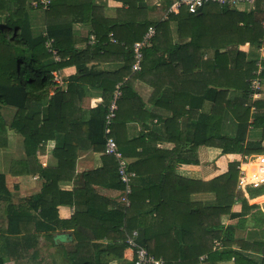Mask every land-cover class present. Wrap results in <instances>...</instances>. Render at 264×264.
Returning a JSON list of instances; mask_svg holds the SVG:
<instances>
[{
  "label": "crops",
  "instance_id": "0c3cea01",
  "mask_svg": "<svg viewBox=\"0 0 264 264\" xmlns=\"http://www.w3.org/2000/svg\"><path fill=\"white\" fill-rule=\"evenodd\" d=\"M157 1L144 0L142 5L141 2L138 3V10L130 12L128 5L123 4L120 0H93V6L98 10L97 14L106 19L118 21L115 34L121 42H118L109 33V44L103 43L102 46L105 49L102 50L98 49V42L94 38L92 24L89 20L80 21L76 18H71L70 23L64 25L63 31L64 37L67 39V43H65L67 45L61 52H70V50L74 49L76 61L79 63L78 66H76L75 62L66 64L54 71V75L59 80L60 86L58 88L61 91L66 92L70 84H75L76 86L75 95H70V98H73L74 106L77 108L74 111V116L76 120L79 117L77 124H80V127L74 131L73 140L65 143V145L69 146L68 150L61 148L63 133L60 132L56 134L54 139L41 143L34 155L27 156L23 137L15 129L9 127V123L13 121L16 115V108H2L1 117L5 121L6 127L4 133H0V165L7 161L6 166L2 165V168L8 166L9 172L1 169L0 174L5 177V185L10 194L9 203L11 206L17 212L24 210L27 214L28 222H22L20 226L26 227V234L35 236V240L31 241L29 248L19 249L21 256L5 255V264L15 263L24 258L27 252H31L29 258L36 259L38 257L37 248L39 247L37 245L39 240L51 245L48 239L50 232H36V227L38 228L41 225L46 227L56 225L60 227L61 221L70 220L77 212L81 213L87 210L88 207H92L97 211H104L106 209L110 210L115 205L123 206L120 203L123 194L121 189L117 188V177L111 178L110 174L117 162L114 157L104 154L102 145L90 143L88 123L96 107L103 104L104 91L102 87L98 86V81L100 80V84L103 82L107 86L106 89L114 93L117 87L130 81L132 75L139 71L133 69L132 46L135 42L140 41L146 33L147 29L140 26L142 22L144 23L148 20L156 23L154 26L156 35L161 37V49L158 55H163V60L157 64L156 70L152 68L154 62H150L149 68L151 69L145 70V74L142 73L140 78L130 82V91L135 95H130L132 97L131 100L123 102L119 115L121 121H125L126 124L124 129L117 127L114 132L117 141L123 147L122 157L128 164V169L130 166L134 167L133 170L129 169L135 174L130 180V187L132 183L133 189H140L154 203L162 200L159 194L167 199L164 206L161 207L163 202L158 206L160 207L161 220L156 221L155 224L161 229V232L157 235L159 240L157 242L172 244L179 241L178 236L180 234L176 231L174 232L175 228H181V226L194 227L192 219L189 221L186 218L189 215L190 206H195V203L205 206L206 203L213 202L216 199V194L212 190L197 191L196 188L198 186L195 183H207L223 175L227 172L231 163H236L238 166L239 161L243 157L241 153L223 154L219 148L207 145H201L194 149L193 144L195 134H197L195 133V123L200 115H209L214 106L211 98L214 93L208 92V95H203L205 87L206 89L217 90L219 94H223L222 91H226V94H224L226 95L225 99L218 100L222 107L226 101L241 99L242 91L238 90V86L245 82L250 84V80L254 78V72L257 70L256 64L258 61H260L263 68L264 44L258 47L256 44L245 42L238 46L219 48L220 55L227 53L228 59L226 65L217 70V72H213L209 65L210 61L213 60L215 50L211 48L205 49L202 55V62H205L206 66L203 67L204 70L196 72L198 80L195 84L193 77H189V73L183 76V64L180 56L188 53V47L186 46V41L178 39L177 24L170 21L168 28L163 32L159 28L157 29L159 23L165 22L162 18L167 10L168 0H159L160 6H156ZM257 5L253 7L242 5L233 9L238 12L253 13L255 20L264 28V10L261 7L258 12ZM28 10L31 11H29L30 13L35 12L34 18L40 21L34 25V22L28 18L31 21L29 23L32 35L37 36L45 31L44 10L33 7L29 9V6ZM132 21L139 22L137 34L134 32V28L124 25L130 24ZM38 27H40L38 31L40 33L35 34L37 33L35 28ZM127 27L129 28L127 29ZM245 27L246 24L244 22L237 24L239 30H244ZM137 37L141 39L136 41ZM175 45L177 47L176 51L168 56L169 47L171 46L173 49ZM237 51L244 54V61H241V58L238 60L235 58L234 62V56ZM69 57L66 55L65 58H62L58 55L59 60L53 61L57 63L66 62ZM84 62L85 64L80 66ZM244 64H249V67H255L251 72L253 78L245 79L243 74L245 71ZM260 75L261 72L259 74L261 80ZM261 85L259 97L254 101L264 100L263 78ZM154 87H157L155 94ZM195 90L196 92H202V95H192ZM184 91L187 95H177L181 92L184 94ZM52 94L53 92H50L49 95L44 96L41 107L42 112H44V108L47 106ZM254 101L250 99V102ZM244 106H247V104H244ZM252 113L253 115L257 113L254 106L250 107L249 122L253 120ZM174 114H179L178 125L171 124V132H167L164 128V122L169 121ZM229 124L231 125L230 130L227 129ZM65 127L64 124L63 130ZM235 131L236 123L230 114L224 111L221 121V134L228 133L233 136ZM249 142L260 143V146L264 148V139L261 138L260 128H247L243 146L245 147ZM66 153L69 154L68 158ZM6 154L7 158L4 160L3 155ZM8 177L16 180L12 189L7 184ZM118 179L120 178L118 177ZM161 179L165 181L163 186H160L162 183L160 182ZM87 183L90 184L91 190L84 188ZM44 186L49 188V190L43 195ZM183 187L186 188V192L181 199V203H179L180 200L178 199L176 201L173 199L169 200V198H172L171 194H182L178 189L181 188L183 190ZM199 187L201 188V186ZM83 191L89 193L87 197L83 196ZM236 191H238L237 188ZM67 193H73L72 197H68ZM130 195L127 196L129 206L131 204ZM187 195L188 197H186ZM40 196V207L46 208V213L49 216L48 220L40 214V209L34 210L31 207L32 204H36ZM263 196L249 197L247 199L248 206H251L250 201L255 199L253 203H257L258 199ZM101 200L107 202V207L104 206ZM149 202V199H146L144 204L146 205ZM0 204L2 205L0 224H4V229L6 230L8 225L6 212L8 202L0 201ZM258 206L260 207L261 205ZM241 211V204L236 203L232 206L229 214L220 218L222 225L221 238L225 239L228 235L229 241L233 242L230 249L234 251L240 249L237 245L239 241L248 243L264 241L263 230L250 229V216L254 212L253 210H249L243 216L231 217L232 214L238 215ZM155 217L154 213L149 216V222L153 223ZM97 226H99V222L96 218H81L76 224H71V229L59 231H62V234H67L77 231L76 229H81L83 236H90L91 234L87 227ZM227 227L229 228L227 229ZM166 230L169 231L168 234L162 235ZM2 235H5V233L0 234V238ZM70 238L71 236H69L68 240ZM108 241L104 238L94 240L92 243L105 244ZM1 243L2 240L0 239ZM75 243L77 242L75 241ZM213 247L214 243L212 251H215ZM217 249L219 250V248ZM207 255L205 260L198 258L196 264H211ZM248 255L253 259L258 258L252 252ZM129 256L130 254L125 248L122 261L113 262L112 264H131ZM178 261L180 262L181 260ZM214 264H235V260L234 257H225L222 260H216Z\"/></svg>",
  "mask_w": 264,
  "mask_h": 264
},
{
  "label": "trees",
  "instance_id": "16d2710c",
  "mask_svg": "<svg viewBox=\"0 0 264 264\" xmlns=\"http://www.w3.org/2000/svg\"><path fill=\"white\" fill-rule=\"evenodd\" d=\"M40 0H0V18L3 23L0 24V118L3 107L16 108V115L9 127L15 129L22 137L27 156L35 154L38 146L48 140L56 137V134L63 133L62 147L69 149L66 142L73 140L74 131L80 127L77 124L79 117L76 120L74 111L77 109L74 106L73 98L70 95H75L76 86L70 84L66 92L61 91L58 86L59 83L54 80V71L66 64H73L76 61L74 49L70 52H61L66 48V37H64V25L70 23L71 18H76L80 21L89 20L92 24V32L94 38L97 39V46L99 50L105 49L102 44H109L108 34L111 33L118 42H121L116 36L118 21L109 20L97 14V8L93 6V0H48L49 4L43 8L39 6L35 9L44 10L45 18V34H38L33 36L29 19L26 14V8L33 2L39 3ZM123 4L128 5L130 12L138 10V3L143 4L144 0H120ZM29 3V4H28ZM169 2L167 3L168 6ZM261 5L258 3L257 10L259 12ZM177 24V35L179 40L187 42L188 53L180 56L183 64V76L189 73V77H193L196 84L198 75L196 72L204 70L205 62H202V55L205 49H214L213 60L210 61V69L217 72L221 67L226 65L228 54L219 53L221 47H232L244 44L245 42L256 44L260 47L264 44V28L258 21L255 20L253 13L238 12L231 7L219 6L217 4L208 3L203 5L196 13H189L185 8L181 7L178 13L170 14L165 22L159 23L157 29L161 32L166 30L169 22ZM244 22L246 27L244 30H239L237 24ZM142 27L147 29L149 26H155L156 23L152 21H145L140 23ZM129 25L134 28L137 34L139 22L132 21ZM127 27V29L129 28ZM135 34V36H136ZM52 39V46L57 51V55L65 58L70 56L66 62H54L51 53H48L44 47L46 39ZM137 37L135 40H140ZM161 37L156 35L150 47L142 50V61L138 72L132 75L130 81L125 82L122 86L115 89L119 95L116 98V109L114 118L111 123L112 129L125 127V121L120 119V110L125 100H131L130 95L133 94L130 90V82L134 79L140 78L142 73L149 68V63L152 64L153 70L157 64L163 60V55H158L161 47ZM171 44V43H170ZM165 46V44H164ZM167 48V46H166ZM167 51L168 56L176 51V45ZM172 49V50H171ZM238 60L244 61V54L236 52L234 56ZM85 64L82 63L83 66ZM235 66V64H234ZM151 67V66H150ZM245 79L253 78L251 74L254 66L249 67V64H244ZM242 68V67H241ZM228 71V69H227ZM147 73V72H146ZM195 73V74H194ZM261 80L264 79V65L261 71ZM186 82V81H185ZM98 86L103 88V104L96 107L91 114L89 120V141L91 144H99L104 147V130L105 117L109 113L110 102H112V95L114 93L106 89V85L100 80ZM154 87V94L155 89ZM238 90L242 91L241 99L234 101H226L222 107L219 99H225L226 91L219 94L217 90L206 89L203 95H208V92L214 93L211 95L214 106L209 115L199 117L195 123V140L193 148L196 149L201 145L216 147L221 150L223 154L241 153L243 156L251 154H263L264 148L260 143L255 144L249 142L245 147L246 132L248 127L254 129L260 128L261 138L264 139V100H257L250 102L249 98V83H244L238 86ZM53 92L44 112H42V101L44 96ZM109 95V96H106ZM177 95H187L179 93ZM192 95H202V92H192ZM247 104V106H244ZM254 106L257 113L253 115L252 122L250 120V107ZM230 114L233 121L236 123V131L233 136L228 133L221 134L222 114ZM179 114H174L172 118L164 122L165 131L171 132V124H176ZM65 124V129L64 128ZM6 123L4 119L0 121V133L5 131ZM65 131V132H64ZM118 144L119 152L122 155L123 147L121 143ZM68 152V151H67ZM68 154V153H66ZM69 154L67 155L68 158ZM196 162V161H195ZM236 163H231L228 170L223 175H220L207 183H195L200 190H212L216 194V199L213 202H208L203 206L195 203V206H190L189 215L186 217L189 221H193L194 227L186 226L175 228L174 232L180 234L176 243L163 244L158 243V236L161 229L156 226L155 222L160 221L159 204L161 207L166 204L167 199L161 194V201L154 203L148 195L143 194L140 189L132 188L130 206L124 209V206L115 205L110 210L97 211L92 207L79 213L68 221H61L60 227L53 226L46 227L44 225L35 228L36 232L44 231L49 233L48 239L51 245L58 251L61 260L68 264H112L113 262H121L123 259V252L125 249L124 240L132 231L136 230L139 234L138 243L144 246L149 253L155 257H162L169 264H196L201 255H207L211 264L216 260H222L225 257H234L235 264H264V241H254L252 243L239 241L237 245L240 249L232 250L233 242L229 241V236L221 238L220 218L229 214L232 206L239 203L242 206V211L238 215L232 214L231 217L243 216L249 210H253L250 216V229L264 231V211L258 205L264 203V196L259 198L257 205L248 206L247 199L242 192L236 191L237 170ZM110 171L111 178L117 177V188L121 189L123 194V185L117 172V164L114 165ZM133 170L134 167L130 166ZM91 175V174H90ZM120 178V177H119ZM160 186H163L165 181L161 179ZM201 186V188L199 187ZM84 188L91 190L90 184L84 185ZM49 188H43L44 195ZM182 194L172 198L176 201L185 196L186 188L178 189ZM250 198H256L264 193V187L250 188ZM87 191H83V196H88ZM68 197H72L73 193H67ZM142 195V196H141ZM10 194L5 185V177L0 174V201L8 202L6 207L8 225L5 230V235L1 236L2 243L0 244V264H5V255L21 256L19 249L29 248L31 241L35 240L34 235L26 234V227H21L22 222L27 221L26 212H17L9 203ZM188 197V195L186 196ZM41 196L36 204H32L34 210L40 209V214L45 219H49L46 208H41ZM95 199V198H94ZM149 199L148 204H144L145 200ZM138 200V201H137ZM102 201V200H101ZM255 201L252 200V202ZM107 207V202L102 201ZM195 207V208H194ZM258 211V213H257ZM155 214L153 223L149 222V216ZM81 218H96L99 222L97 227H87L90 236H83L81 229L72 231L67 234H62L64 229H71V224H76ZM148 220V221H147ZM161 223V222H160ZM52 224V222H51ZM196 225V227H195ZM229 227H227L228 229ZM73 229V228H72ZM59 231V232H58ZM166 230L162 235L168 234ZM71 236L70 240L69 236ZM180 237V238H179ZM106 238L108 243H92L94 240H101ZM186 238V239H185ZM185 239V240H184ZM75 241L77 243H75ZM159 241V240H158ZM214 241L221 243L219 250L216 248L212 251ZM63 242L71 243L72 249L68 248ZM255 254L257 259H253L250 255ZM175 255V257H174ZM23 256V255H22ZM181 258V259H180ZM178 260H181L180 262Z\"/></svg>",
  "mask_w": 264,
  "mask_h": 264
},
{
  "label": "built area",
  "instance_id": "2783aa9c",
  "mask_svg": "<svg viewBox=\"0 0 264 264\" xmlns=\"http://www.w3.org/2000/svg\"><path fill=\"white\" fill-rule=\"evenodd\" d=\"M169 4L167 10L163 15V20H167L170 14H176L181 7L185 8L189 13H196L203 5L208 3L217 4L219 6H227L231 8H237L242 5L255 6L260 4L264 10V0H168ZM49 4L48 0H40L39 3L33 2L31 6L38 8L42 6L45 8ZM156 6H160V1L156 2ZM156 35V29L154 26H149L144 34L143 38L135 42L132 46L133 51V69L139 70L142 61V50L146 47H150L152 40ZM53 40L47 38L44 47L48 53H51L54 60H59L57 51L52 46ZM257 70L254 72V78L250 80V99L252 101L258 99L259 92L261 90V80L259 74L262 66L260 61L256 64ZM54 74V73H53ZM54 80L58 82V77L54 75ZM118 91H115L112 102L109 106V113L105 117V130H104V154L112 156L117 162V171L121 182L124 185L123 196L120 199V203L127 208L129 207V201L127 196L131 192L130 180L135 174L128 169V164L125 162L121 153L119 152L116 138L113 134L111 123L114 118L116 110V98L118 97ZM253 111V109H252ZM238 178L236 188L238 191L243 193L246 199H249V189L264 187V154L243 156L237 166ZM264 194L260 195L263 196ZM139 234L136 230L126 237L124 244L126 250L129 252V262L131 264H169L162 257H155L148 250L138 243ZM221 244L218 241H214V249L220 248ZM206 259V257H204ZM204 259V260H205Z\"/></svg>",
  "mask_w": 264,
  "mask_h": 264
},
{
  "label": "rangeland",
  "instance_id": "374dc122",
  "mask_svg": "<svg viewBox=\"0 0 264 264\" xmlns=\"http://www.w3.org/2000/svg\"><path fill=\"white\" fill-rule=\"evenodd\" d=\"M31 7L32 6L29 5V9ZM26 11H28L26 13L27 17L30 18V20H32L34 22V25L40 22L39 20H36V18H34V15H36L35 12L30 13L31 11L28 10V7L26 8ZM41 19H42V17H41ZM43 20H44V18H43ZM29 22H31V21H29ZM2 23H3V19L0 18V24H2ZM39 29H40V27L35 28V31L37 32L35 34L40 33V32H38ZM41 33L43 34L44 32H41ZM1 119H3V118L1 117L0 121H1ZM227 129H229V130L231 129L230 124L228 125ZM111 131H113V134L115 136L114 129H112ZM115 138H116V136H115ZM116 143H118L117 138H116ZM6 156H7V154L3 155L4 160H6V158H7ZM1 164L6 166L7 161H5L4 164L3 163H1ZM2 165H0V171H1V169H4V170H8V172H9V169H8L9 167L7 166L5 168H2ZM15 183H16V180H14L12 177H8L7 184L9 185L10 189H12V187ZM237 192H239V191H237ZM252 204L255 205V203L250 201V205H252ZM260 207H261V210L264 211V203ZM1 210H2V205L0 204V211ZM257 213H258V211H257ZM4 233H5L4 224H0V234H4ZM63 244H65V246L68 248V250L72 249L71 244H68L66 242H63ZM37 246L39 247V248H37L39 258L38 257L36 259L29 258V256L31 255L30 254L31 252H27V253H25L24 258H21L20 260L16 261L15 263L11 262V263H7V264H68L67 262L61 260L59 253H57L58 251L55 249V247L51 246L50 244H46L45 242H42L41 240H39V243ZM204 257H206V254L201 255L200 260H204L205 259Z\"/></svg>",
  "mask_w": 264,
  "mask_h": 264
}]
</instances>
